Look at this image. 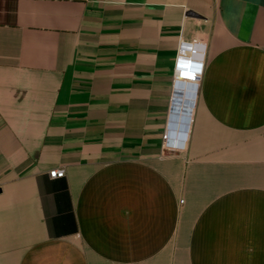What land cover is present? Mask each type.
I'll return each mask as SVG.
<instances>
[{
	"label": "crops",
	"instance_id": "obj_1",
	"mask_svg": "<svg viewBox=\"0 0 264 264\" xmlns=\"http://www.w3.org/2000/svg\"><path fill=\"white\" fill-rule=\"evenodd\" d=\"M0 264H264V0H0Z\"/></svg>",
	"mask_w": 264,
	"mask_h": 264
},
{
	"label": "built area",
	"instance_id": "obj_2",
	"mask_svg": "<svg viewBox=\"0 0 264 264\" xmlns=\"http://www.w3.org/2000/svg\"><path fill=\"white\" fill-rule=\"evenodd\" d=\"M202 64L203 62L197 61L194 59H189L185 57H176L174 61L173 66V76H172V82L173 86L179 82H197L201 76L202 71ZM174 105L170 106V113H169V120L167 129L162 135L163 139V147L165 148H176L179 147L181 144V130L179 127L183 124L181 122V119L179 121H172L171 117L173 114V107ZM192 109V108H191ZM180 118L182 116H179ZM190 121V120H189ZM171 123H175L177 126L176 129H174V134L172 135V129H171ZM189 125V124H188ZM180 130V134L178 135V131ZM188 130V129H187ZM172 136V137H171ZM180 138H179V137ZM48 175L51 178H60L64 176V169L63 168H54L50 171H48Z\"/></svg>",
	"mask_w": 264,
	"mask_h": 264
},
{
	"label": "water",
	"instance_id": "obj_3",
	"mask_svg": "<svg viewBox=\"0 0 264 264\" xmlns=\"http://www.w3.org/2000/svg\"><path fill=\"white\" fill-rule=\"evenodd\" d=\"M189 14H191V15H194V16H198V15H196V14H194V13H189ZM172 109H173V112H177V111H179L178 109V107L176 106V108L173 106L172 107ZM190 113H191V108H185L184 109V113H183V115H182V117L180 118L179 116H177V114L176 115H173L172 117H171V120L172 121H179V119H181V122L183 123L182 125H181V127H179L180 128V130L182 131V132H186L187 131V129H188V124H189V120H190ZM176 125H175V123H171V129H172V132L174 131V129H176ZM172 134V133H171Z\"/></svg>",
	"mask_w": 264,
	"mask_h": 264
},
{
	"label": "bare ground",
	"instance_id": "obj_4",
	"mask_svg": "<svg viewBox=\"0 0 264 264\" xmlns=\"http://www.w3.org/2000/svg\"><path fill=\"white\" fill-rule=\"evenodd\" d=\"M174 107L176 108V105H174ZM179 109V111H177V112H173V114L174 115H176L177 114V116H182L183 115V113H184V109L186 108V107H179V106H177Z\"/></svg>",
	"mask_w": 264,
	"mask_h": 264
}]
</instances>
